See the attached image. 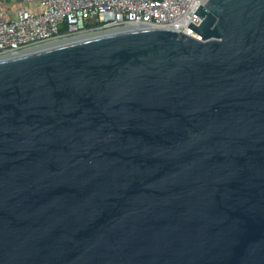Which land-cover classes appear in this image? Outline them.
Wrapping results in <instances>:
<instances>
[{
  "label": "water",
  "instance_id": "obj_1",
  "mask_svg": "<svg viewBox=\"0 0 264 264\" xmlns=\"http://www.w3.org/2000/svg\"><path fill=\"white\" fill-rule=\"evenodd\" d=\"M195 14L0 59V264H264V0Z\"/></svg>",
  "mask_w": 264,
  "mask_h": 264
},
{
  "label": "built area",
  "instance_id": "obj_2",
  "mask_svg": "<svg viewBox=\"0 0 264 264\" xmlns=\"http://www.w3.org/2000/svg\"><path fill=\"white\" fill-rule=\"evenodd\" d=\"M205 0H0V59L60 41L140 26L199 38Z\"/></svg>",
  "mask_w": 264,
  "mask_h": 264
},
{
  "label": "bare ground",
  "instance_id": "obj_3",
  "mask_svg": "<svg viewBox=\"0 0 264 264\" xmlns=\"http://www.w3.org/2000/svg\"><path fill=\"white\" fill-rule=\"evenodd\" d=\"M108 32H111V31H108ZM104 33H107V32H104ZM104 33H101V34H104ZM89 36H90V35H87V36H85V37H89ZM73 39H75V38H73ZM73 39L67 40V42H68V41H71V40H73ZM64 42H66V41H63V42H56V43L51 44L50 46H56V45H59V43H64Z\"/></svg>",
  "mask_w": 264,
  "mask_h": 264
}]
</instances>
